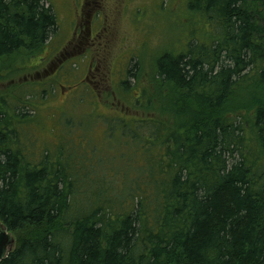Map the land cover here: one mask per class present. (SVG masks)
Here are the masks:
<instances>
[{
	"label": "trees",
	"instance_id": "trees-1",
	"mask_svg": "<svg viewBox=\"0 0 264 264\" xmlns=\"http://www.w3.org/2000/svg\"><path fill=\"white\" fill-rule=\"evenodd\" d=\"M184 2L212 32L158 57L148 84L128 71L136 111L103 131L119 169L68 149L92 124L33 161L28 100L0 92V223L15 239L0 264H264V0ZM56 29L43 0H0V82Z\"/></svg>",
	"mask_w": 264,
	"mask_h": 264
},
{
	"label": "rangeland",
	"instance_id": "rangeland-1",
	"mask_svg": "<svg viewBox=\"0 0 264 264\" xmlns=\"http://www.w3.org/2000/svg\"><path fill=\"white\" fill-rule=\"evenodd\" d=\"M96 1L91 16L100 6L101 48L83 46L81 52L75 49L77 39L72 33L73 19L81 0H43L57 16V29L48 46L44 45L32 55L23 54L22 63L20 59L14 62L21 68L16 74L8 75L10 67L16 66H11V61L5 63L6 71L2 73L6 77L0 82V92L7 91L9 95L28 100L22 112L34 121L18 129L20 146L31 153L33 161L41 158L45 149L56 155L58 146L68 144L65 139L68 124L80 125V130L88 128L86 124H92L93 130L82 136L75 135L80 140L76 142L72 138L69 143L72 146L68 149L77 161L79 149H82L94 166L98 163L97 156L105 154L108 157L104 159L107 161L105 170L111 169L108 166L119 169L120 154L113 155L116 153L111 147L113 140L103 135V131L110 118L136 111L129 91L125 94L122 89L123 82L129 79L128 71L132 70L135 77H139L141 85L148 84V76L152 75L158 57L186 50L194 36L207 39L212 32L211 25L189 13L184 0ZM60 49H66L68 61L59 73H53L56 69L51 68L54 65L51 59L61 52ZM90 65L91 73L88 71ZM92 156L94 159H90ZM130 174L126 173V182ZM0 227L4 226L0 224ZM14 246L15 243L12 248Z\"/></svg>",
	"mask_w": 264,
	"mask_h": 264
},
{
	"label": "flooded vegetation",
	"instance_id": "flooded-vegetation-1",
	"mask_svg": "<svg viewBox=\"0 0 264 264\" xmlns=\"http://www.w3.org/2000/svg\"><path fill=\"white\" fill-rule=\"evenodd\" d=\"M96 3H97L96 0H81L79 9L77 10L76 13H74V19H73L74 28L72 33L74 34V38L77 39V43L75 44V49H78V51L80 52L83 51L82 50L83 46H86V48L89 47L90 49L92 47L101 48L100 33L102 31V24L99 20L102 19L100 18L102 11L101 9H98L100 6L97 8L95 14L91 16V14H93L91 13V10ZM48 41H50V38L45 43L46 47L48 46L47 45ZM68 43L69 41L63 45L62 49ZM62 49H60L61 52L57 56L51 59L54 62V65H52L51 68L56 69L53 73H59V71L65 67L64 65L68 61L67 56L69 54L67 53L66 49H64L63 51ZM88 71L91 73V65L89 66ZM86 77L88 78L89 76Z\"/></svg>",
	"mask_w": 264,
	"mask_h": 264
},
{
	"label": "water",
	"instance_id": "water-1",
	"mask_svg": "<svg viewBox=\"0 0 264 264\" xmlns=\"http://www.w3.org/2000/svg\"><path fill=\"white\" fill-rule=\"evenodd\" d=\"M13 243H15L14 237L4 227H0V261L11 250Z\"/></svg>",
	"mask_w": 264,
	"mask_h": 264
}]
</instances>
